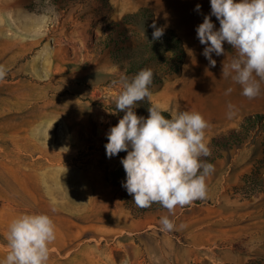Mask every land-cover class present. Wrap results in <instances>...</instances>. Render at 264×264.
I'll list each match as a JSON object with an SVG mask.
<instances>
[{
	"label": "rangeland",
	"instance_id": "374dc122",
	"mask_svg": "<svg viewBox=\"0 0 264 264\" xmlns=\"http://www.w3.org/2000/svg\"><path fill=\"white\" fill-rule=\"evenodd\" d=\"M142 6L153 16L124 24L125 46L146 44L147 24L155 20L162 28L172 27L185 49L179 72H169L163 60L146 62L161 81L152 82V96L145 100L170 113H201L208 140L237 126L248 113L264 114L245 110L229 128L209 125L220 112L217 100L230 87L213 81L191 86L197 67L184 32L188 22L216 18L210 0H0V65L8 69L0 80V261L8 252V225L24 213H46L55 222L57 239L48 264H246L249 258L264 259V187L243 186L264 174L259 123L241 143L220 149L207 179V197L177 207L174 216L165 208L132 213L122 199L125 187L112 182L111 172L127 152L109 158L107 134L124 115L115 106L124 78L131 81L138 72L127 71L128 57L116 58L119 44L111 40L107 45L105 38L112 32L111 21ZM200 48L208 60L205 47ZM224 48V55L212 53V58L228 65L236 53L228 44ZM204 64L199 72H207ZM136 114L148 117V111ZM163 216L177 228L162 231Z\"/></svg>",
	"mask_w": 264,
	"mask_h": 264
},
{
	"label": "clouds",
	"instance_id": "9594fccd",
	"mask_svg": "<svg viewBox=\"0 0 264 264\" xmlns=\"http://www.w3.org/2000/svg\"><path fill=\"white\" fill-rule=\"evenodd\" d=\"M210 4L211 15L220 26L217 30L210 16L199 24L197 36L206 45L203 55L215 67L212 53L224 55L227 42L236 55L223 65L222 76L239 84L242 95L255 98L264 81V0H210ZM151 27L152 40L161 39L164 28L155 22ZM7 71L0 65V80ZM153 77V70L145 68L131 81L124 78L115 101L116 112L124 115L110 128L105 147L109 158L127 152L121 161L126 173L123 187L135 205L147 208L158 203L174 216L177 207L207 197V179L215 168L202 160L211 155V149L206 137L208 122L201 113L176 112L167 118L163 113L168 110L157 104L148 108L147 118L136 114L137 104L152 96ZM160 225L162 231L177 228L169 216L161 217ZM56 239V225L48 214H20L8 225V252L0 264H48L50 246Z\"/></svg>",
	"mask_w": 264,
	"mask_h": 264
},
{
	"label": "trees",
	"instance_id": "16d2710c",
	"mask_svg": "<svg viewBox=\"0 0 264 264\" xmlns=\"http://www.w3.org/2000/svg\"><path fill=\"white\" fill-rule=\"evenodd\" d=\"M153 12L147 6L140 7L136 12L126 13L120 20H113L110 22L112 26V32H116L115 38L112 36V32H108L105 38L107 45L111 43V40L116 46L113 53L118 59L127 56V71L139 72L145 69L146 62L151 59L163 60L167 66L169 72H179L182 65V60L185 55V49L183 46L182 38L177 34V32L172 27L164 28V35L161 39L153 41L152 34L154 29L151 27L153 22H155L157 27H161V24L155 20H149L147 24L148 29V39L146 44L139 48H129L125 46L124 42L128 37L127 29L125 28V23L130 20H136L141 18H151ZM122 43V44H120ZM126 49L125 54H121ZM161 77L154 73L153 82H160ZM152 106L149 101L143 100L139 102L136 113H142L148 111V108ZM149 115V112H148ZM167 118H171V113L165 111L163 113ZM264 128V114L260 112L248 113L242 117L238 125L231 127L224 132L216 135L210 136L208 146L211 149V155L208 157H202V160L209 163H214L216 157L220 154V149L230 147L233 144L241 143L248 135L249 131L254 127L255 124ZM112 182L114 184L123 185L126 182V173L124 171L123 165L117 166L112 170ZM249 184L253 188L264 187V174L256 177H251L244 181L243 186ZM122 199L125 205L134 214H139L152 209H164L160 204L153 203L150 207L140 208L135 205L132 200V196L128 194L126 188L123 191ZM232 264V263H223ZM246 264H264L263 258H249Z\"/></svg>",
	"mask_w": 264,
	"mask_h": 264
},
{
	"label": "crops",
	"instance_id": "0c3cea01",
	"mask_svg": "<svg viewBox=\"0 0 264 264\" xmlns=\"http://www.w3.org/2000/svg\"><path fill=\"white\" fill-rule=\"evenodd\" d=\"M161 1V0H158ZM161 6V2L159 3ZM199 19V18H198ZM216 19V18H211ZM214 23L215 28L219 29V23L216 21H212ZM189 25L185 27V32L188 33L190 36V41H188L192 48L193 54V63L195 62L196 69H195V77L194 81L190 83L191 86L195 87H202L203 85H207L210 81L214 83L222 82L223 84L226 83L230 87V91L227 94H224L220 99L217 100L219 104L220 112L215 113L214 117L210 120L209 125L214 128L216 126H225L223 129L229 128L231 125L235 124L237 120L244 114L245 110H264V89L261 90L259 97L256 100L246 101V96L242 95V87L235 83L231 77L224 78L222 76V69L223 63L220 62L218 59L213 58L216 60V66L212 67L208 60L202 57L201 45L206 47L200 43V41L196 40L197 36V28L199 24L202 23V20L196 22H188ZM187 29V30H186ZM227 42L224 43V47L226 46ZM215 54V53H213ZM205 63L207 72H199V68H201V64ZM220 62V63H219ZM209 72V70H212ZM197 73V74H196ZM199 73V74H198ZM228 79V82L226 81ZM188 87L185 86L183 89L184 91ZM182 89V90H183Z\"/></svg>",
	"mask_w": 264,
	"mask_h": 264
}]
</instances>
